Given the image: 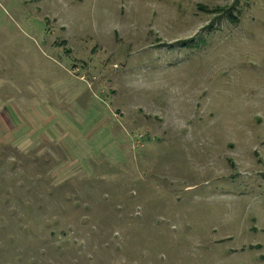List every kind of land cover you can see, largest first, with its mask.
<instances>
[{
	"label": "rangeland",
	"instance_id": "1",
	"mask_svg": "<svg viewBox=\"0 0 264 264\" xmlns=\"http://www.w3.org/2000/svg\"><path fill=\"white\" fill-rule=\"evenodd\" d=\"M0 264H264V0H0Z\"/></svg>",
	"mask_w": 264,
	"mask_h": 264
},
{
	"label": "trees",
	"instance_id": "2",
	"mask_svg": "<svg viewBox=\"0 0 264 264\" xmlns=\"http://www.w3.org/2000/svg\"><path fill=\"white\" fill-rule=\"evenodd\" d=\"M230 17L232 16V14H231V12H230V15H229Z\"/></svg>",
	"mask_w": 264,
	"mask_h": 264
}]
</instances>
